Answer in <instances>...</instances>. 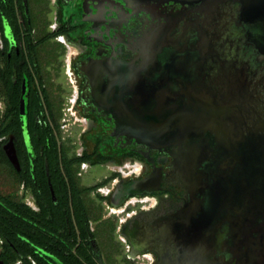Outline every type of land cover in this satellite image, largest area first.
<instances>
[{"label":"flooded vegetation","instance_id":"flooded-vegetation-1","mask_svg":"<svg viewBox=\"0 0 264 264\" xmlns=\"http://www.w3.org/2000/svg\"><path fill=\"white\" fill-rule=\"evenodd\" d=\"M49 2L53 22L41 35L42 9L34 14L30 0L28 11L24 0H0V50L10 60L14 51L25 53V68L38 79L45 80V37L55 46L68 47L63 35L81 45L70 65L84 127L67 152L90 157L70 177L62 155L69 143L62 137L54 172L46 158L58 231L36 246L22 235L43 264H264V203L251 166L264 163V63L253 60L245 36L227 27L241 18L242 0ZM261 8L264 17V3ZM44 116V110L36 114L42 126ZM22 133L19 195L28 203L31 194L43 211L27 180L29 174L35 179L37 152L44 155L51 145L37 151L31 137L30 151L24 120ZM11 135L19 154L15 133L1 137L0 145L7 155ZM112 160L137 162L138 172L101 174ZM3 243L0 237V264Z\"/></svg>","mask_w":264,"mask_h":264},{"label":"trees","instance_id":"trees-1","mask_svg":"<svg viewBox=\"0 0 264 264\" xmlns=\"http://www.w3.org/2000/svg\"><path fill=\"white\" fill-rule=\"evenodd\" d=\"M1 31V28H0ZM48 38V37H47ZM62 48L66 46L62 43ZM31 48L35 49L38 54V48L33 43ZM28 62V61H27ZM25 73L29 76L30 88L28 91V127L31 133L32 141L38 151L42 145L49 146L44 155L37 156L40 159L36 162L34 171L35 179L31 174L28 175V184L33 186L34 195L38 204L43 206V211L34 208L32 205L23 201L18 193V189L11 192L3 193L0 191V237L4 240L5 250L2 258L5 264H15L17 260H28L30 264H43L39 255L34 253V246L44 242H50L55 239L58 231V216L56 203L52 199L51 190L48 185L45 161L49 162L50 171L54 172V164L58 165L60 160V151L58 142L62 140L60 127V119L62 112L56 111V103L51 97L47 83L42 78L37 77L32 69L25 68V53L17 55L14 51L13 59L8 58L7 51L0 50V100L5 102V110L0 109V138L7 136L9 133H15L18 137V149L20 157L26 155L24 138L22 133V116L20 114V97L22 93V84ZM41 110L45 112L46 125L42 126L38 123L36 114ZM20 143V144H19ZM70 146H62V155L66 158L67 173L70 177L77 176L82 161L88 159L90 155L78 156L74 155L70 158L67 152ZM0 164L9 170L12 183H22L25 166L21 170H17L8 159L2 146L0 145ZM54 174V173H53ZM26 178V177H25ZM62 178L61 180H63ZM53 182L55 181L52 175ZM38 182V185L35 183ZM56 187V183L54 182ZM75 184H73V193H77ZM43 189L46 197V205L42 202L39 189ZM68 201L60 204L61 219L65 221ZM67 209V208H66ZM70 213V208L67 210ZM25 235L29 238L30 243L22 238ZM54 248V245H52ZM28 255L32 258L29 259ZM93 264H97L93 262Z\"/></svg>","mask_w":264,"mask_h":264},{"label":"rangeland","instance_id":"rangeland-1","mask_svg":"<svg viewBox=\"0 0 264 264\" xmlns=\"http://www.w3.org/2000/svg\"><path fill=\"white\" fill-rule=\"evenodd\" d=\"M31 6L33 9V13L35 14L38 10V7L42 9V15L41 18L39 16V21L41 19L43 25L41 29V35H46L48 33L47 26L49 22L52 20L51 18V6L49 0H30ZM57 7L54 6L52 15H55L54 10H56ZM59 9V7L57 8ZM61 21H65L62 16L60 17ZM53 22V21H51ZM38 23V22H37ZM53 24H56L54 22ZM40 46V57H41V69L42 74L45 78V81L47 83L48 91L51 95V97L54 99L56 103V111L59 113L62 112V116L60 121L61 126V133L62 137L65 139L66 142H68L69 146L71 143H73L72 146L75 145L76 142L79 140V134L81 133L84 124L80 120H76L74 116L70 115V124L69 127L66 129L62 126L64 123V117L66 112L67 103L69 100V97L72 94V85L70 83V79L66 73V64H67V57H68V47L66 49H63L60 46H55L52 41H50L47 37L44 38V41L41 43ZM79 115V114H78ZM84 114L79 115L81 119L84 118ZM118 164H122L121 160H118ZM104 170L108 171L111 170L114 172H119V169L112 168L111 166L103 165L102 166ZM11 175L9 173V170L0 164V191L3 193L11 192L14 189H18V193L20 191V186L18 183H12L11 181ZM30 198L31 197H27ZM110 240L112 241V237L110 235ZM110 263L112 264L113 261L110 260Z\"/></svg>","mask_w":264,"mask_h":264},{"label":"water","instance_id":"water-1","mask_svg":"<svg viewBox=\"0 0 264 264\" xmlns=\"http://www.w3.org/2000/svg\"><path fill=\"white\" fill-rule=\"evenodd\" d=\"M131 5L136 4H147L150 0H126ZM180 1L182 3H187L189 5H197L207 2L209 0H175ZM27 6L28 11V0H24ZM243 2V11L240 19L233 21V23L227 24V27L234 29L238 36H245L247 41V46L250 48V52L252 54L253 60L264 63V17L262 14V4L264 0H242ZM236 26V27H235ZM224 44V41L222 42ZM225 45L230 46L229 48H235L234 42L227 40L225 41ZM28 90H29V82L28 78L25 77L22 84V93L20 98V114L24 120V128H25V138L26 142L29 146V150L33 151L31 147V133L28 127ZM4 149L7 153V156L11 160L12 164L16 167V169H21V161L19 158L17 146L15 143L14 136L11 135L10 139L5 143ZM256 159V158H255ZM262 160H256L252 163L253 167V181L254 184L258 187L259 195L263 199L264 203V163ZM245 164L243 163V166ZM49 173V168H48ZM123 182V181H122ZM125 185H118V190L121 191ZM1 264H5L4 261Z\"/></svg>","mask_w":264,"mask_h":264},{"label":"built area","instance_id":"built-area-1","mask_svg":"<svg viewBox=\"0 0 264 264\" xmlns=\"http://www.w3.org/2000/svg\"><path fill=\"white\" fill-rule=\"evenodd\" d=\"M66 71H67V75L70 79V83H71L72 89H73L72 94L69 97V100L67 103L65 117H64V123L62 124V126L67 129L69 127V124H70V121H69L70 115L74 116L76 118V120H80V121H82L84 118L81 119L78 116L77 110L75 108V105L77 102V96H78V84H77V82H76V80L72 74L70 59H68V57H67ZM81 149H82V147L80 148V150ZM84 165H86V163H84ZM119 166H123V168H119V170L125 176L132 175V174L136 173L139 169L137 162L126 161V162H123L122 164H120ZM27 201L30 205L37 208L35 202L32 199L27 198ZM110 209L116 211V207L111 206Z\"/></svg>","mask_w":264,"mask_h":264},{"label":"bare ground","instance_id":"bare-ground-1","mask_svg":"<svg viewBox=\"0 0 264 264\" xmlns=\"http://www.w3.org/2000/svg\"><path fill=\"white\" fill-rule=\"evenodd\" d=\"M62 39L67 43L68 45V59H71V57L78 53L79 50L81 49V45L79 44V42H76L74 40L69 39L67 36L63 35ZM91 123V121H88V124ZM95 123V122H94ZM89 126V125H88ZM86 129V128H85ZM140 162V161H139ZM109 164L114 167V168H123V166H119V164H117L115 161H109ZM142 165V164H141ZM138 172V171H137ZM110 191V190H109ZM106 192V191H105ZM110 194V193H109ZM131 201V200H130ZM128 202V201H127ZM126 202V203H127ZM134 202V200H133ZM119 208V207H118ZM113 211V210H112ZM151 254V253H150ZM153 256V255H152Z\"/></svg>","mask_w":264,"mask_h":264},{"label":"crops","instance_id":"crops-1","mask_svg":"<svg viewBox=\"0 0 264 264\" xmlns=\"http://www.w3.org/2000/svg\"><path fill=\"white\" fill-rule=\"evenodd\" d=\"M88 170H89V168L86 169L85 172H87ZM111 172H112L111 170L106 171V170L103 169V173H101V174H104V175H105V174H109V173L111 174ZM27 196L31 197V199L33 200V197H32L31 194H29V195H27ZM35 204H36V203H35ZM36 207H37L36 209H39L37 204H36ZM34 208H35V207H34ZM123 259H124V258H123ZM125 263H126V262H125Z\"/></svg>","mask_w":264,"mask_h":264}]
</instances>
